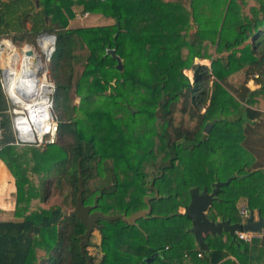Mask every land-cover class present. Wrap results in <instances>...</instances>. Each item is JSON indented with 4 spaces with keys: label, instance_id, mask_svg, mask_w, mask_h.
<instances>
[{
    "label": "trees",
    "instance_id": "obj_1",
    "mask_svg": "<svg viewBox=\"0 0 264 264\" xmlns=\"http://www.w3.org/2000/svg\"><path fill=\"white\" fill-rule=\"evenodd\" d=\"M255 1L243 8L238 0H0V38L56 36L50 69L60 120L55 143L17 144L0 68V159L15 179V216L22 218L0 222V264H183L199 252L210 264L227 258L222 242L200 250L187 207L192 187L210 190L217 179L254 174L237 134L243 122L264 116L255 108H264L257 99H264V0ZM86 12L112 22L69 27ZM243 70L241 84L228 81ZM255 74L259 88L252 90ZM180 102L194 125H176ZM209 120L214 128L205 133ZM183 149L195 161L188 167L206 158L210 172L203 184L193 174L187 192H173L167 172ZM222 152L234 155L230 172L221 169ZM55 190L62 204H51ZM154 191L157 206L146 200ZM95 230L99 260L89 249Z\"/></svg>",
    "mask_w": 264,
    "mask_h": 264
},
{
    "label": "crops",
    "instance_id": "obj_2",
    "mask_svg": "<svg viewBox=\"0 0 264 264\" xmlns=\"http://www.w3.org/2000/svg\"><path fill=\"white\" fill-rule=\"evenodd\" d=\"M253 2L256 1L252 0V5L255 4ZM96 16L98 19H106L100 15ZM253 78L255 76H252L247 84L252 90L259 88V84ZM255 108L264 111V108ZM241 128L240 133L237 134L238 146L247 149L246 160L248 163L245 167L246 170L254 172V174L236 176V179L233 177L228 185L222 187L221 192L218 194L219 199L214 202V216L217 219L229 218L232 222L243 221L239 210L244 206L249 209L250 214H254L255 219H258L259 214L264 216V116L250 124L243 122ZM15 206V179L0 159V222L22 219L15 216ZM145 210H147V214L150 212V208ZM179 211L184 210L180 209ZM140 212L132 215L135 217L133 222L141 215ZM209 235L211 234L205 237L209 249L211 248L210 244L218 245L219 242H222L224 249L229 252L227 258L219 264H264V230L257 233L250 241L240 239L237 233L236 240L229 233H223L221 240L217 236L211 237V239ZM232 239L235 241L236 246H232ZM202 257L194 262H189L185 258L183 264H210Z\"/></svg>",
    "mask_w": 264,
    "mask_h": 264
},
{
    "label": "rangeland",
    "instance_id": "obj_3",
    "mask_svg": "<svg viewBox=\"0 0 264 264\" xmlns=\"http://www.w3.org/2000/svg\"><path fill=\"white\" fill-rule=\"evenodd\" d=\"M251 1L252 0H238V2L243 6V8L250 7L252 5ZM111 22H112V20H108V19H101V18L98 19L97 16L95 14H93V13H89V14L85 13L84 15L77 14V16L74 19H71L70 23H69V27L76 28V27L98 26V25L109 24ZM195 27H196V25H195ZM44 35L43 34L42 35L38 34V35L32 36V35L29 34L28 36H26V38L22 42L16 41L14 39L13 35L2 36V38H0V68L2 70L1 71L2 78H3L4 72H5L6 67H7V58L11 54L10 50L7 49L3 45L4 42L7 41L8 45H10L12 48L15 47V49L13 51L14 53H12V54H14V56L12 58V67L14 69H16V70L20 69V66H21V63H22L21 57L23 55V48H25V46L28 44V45L33 46L35 48L36 52L38 53V55H40V57H42L41 59H42V62L44 64V69H42L40 71V74L38 75L40 83L43 81L42 78L45 79L47 82L48 81L50 82L51 79L53 81V78H52V75H51V69H50V60L47 58V56L42 51V49H41V47L39 45V41ZM49 35H52V34H49ZM3 47H4V49H3ZM106 48L108 50L110 48V46H107ZM111 48H114V47H111ZM213 55L215 56L216 52H213ZM195 63H203V64H206L207 66L211 65V62L209 60H207V59H199V58L195 59ZM83 67H84L83 63L79 64L78 67H77L78 71L82 72L83 71ZM184 73L190 78L191 81H193V76L194 75H193V71L191 69H185ZM4 76H5L6 87H7V92H8V84L10 83L11 78L8 76L7 73H5ZM243 78H244V70L240 71L238 74L230 76L228 81L230 83H232V84H238L240 82L242 83ZM44 84H46V83L44 82ZM41 91H44L45 94H48V91H49L48 86L43 88V89H41ZM41 91H39L37 93V95H35V94L33 95V96H35V98L38 101H41L43 99V98H41L39 100V97H38V94ZM7 92H6V94H7L8 98H9V101H10V103H12V101H13L11 99L12 96H11V94H8L9 92L8 93ZM28 97H31V96L28 95ZM262 98H263L262 96L257 98L258 101H259V105L260 106L264 105V99H262ZM13 99L17 102L16 98H13ZM32 99H30L29 101H26V103L30 104V101ZM18 102L20 103V101H18ZM79 102H80V98L77 97V96H74V103L78 104ZM182 106H183V102H180L177 105H175V113H174V115L176 117V120H175L176 121L175 122L176 125H178V126L179 125H181V126H192V125H194L195 124V120H191L190 119V117H189L190 114L185 113V112H183V113L181 112V107ZM11 108H12L13 117H14L15 116L14 115L15 114L14 113L15 112V106H13V104H11ZM53 112H54V110H53ZM209 122H212V121L209 120ZM226 127L227 126H224V128H226ZM212 128H214V126H212ZM212 128H211V130H212ZM217 133H220V130H217L215 134H217ZM223 152H226V151H223ZM180 153H181V155H183L182 159H179V162L176 163V167L174 168V170H170V171L167 172L168 179L166 180V183H165L167 188H171L173 190L175 189L173 192H177V191L179 192L182 189H183L184 192H187L188 191V187L185 185V179L188 178L189 176L193 177V174H194V177H195V182L198 183V184H203L204 181H206L204 175H208V172H210V167H208V165L205 164L206 163V158H203V160H201L203 162L201 167L200 166L188 167V165L192 166V162L194 161V160H192L191 154H188L186 149L185 150L184 149L181 150ZM205 156L208 157V158H211L209 155L208 156L205 155ZM193 159H197V155H194ZM220 160H221V162L223 164V167L221 169L223 171H225V170L229 169L230 167H232L233 161H234V155H233L232 152L230 154L223 153V154L220 155ZM247 163L248 162H246L245 166L247 165ZM227 172H230V170H227ZM238 176H240V175H238ZM230 178H232V177H229L228 179H230ZM234 178L236 179L237 177H234ZM191 189H190V191H191ZM183 191H182V193H183ZM55 193H56L55 194L56 197L53 198V201L51 202V204H58V203L62 204L63 201H64L63 195L60 194V192H58L57 190H55ZM165 193H167V192H165ZM149 196H150V198H149ZM152 197H159L158 192L154 191L153 195H148L146 197V200L149 202V204H150V202L152 200L151 199ZM155 199L152 200L153 203L156 206L160 205V204H156L157 202H155L156 201ZM189 200L190 199H189L188 195H185L184 197H181L180 199H178L177 202L182 203L181 206H180L181 208L179 207V210L180 209L181 210H185V206L189 202ZM170 202H169L170 205L174 204L173 200H170ZM160 203H162V202H160ZM64 209H65V211L70 212L71 208H70V206L66 205V206H64ZM213 209L215 210V207ZM140 214L141 215H146L147 214V210H145V209L142 210L140 212ZM236 218H237V215H236ZM128 220L130 222H133L135 220V217L134 216H129ZM101 240H102L101 239V234L98 232V230H95L93 232V236H92L93 245L89 249H90V252L97 257L98 260L101 259L102 253H103L102 252V248H101Z\"/></svg>",
    "mask_w": 264,
    "mask_h": 264
},
{
    "label": "water",
    "instance_id": "obj_4",
    "mask_svg": "<svg viewBox=\"0 0 264 264\" xmlns=\"http://www.w3.org/2000/svg\"><path fill=\"white\" fill-rule=\"evenodd\" d=\"M51 36L54 39L49 59L52 57L56 44V36L53 34ZM108 53L117 59V68L122 69V59L117 54L116 49L109 48ZM212 126V122H207L204 126V132L209 133ZM231 180L232 178L226 181L217 179L212 183L210 190L208 187H204L202 190L199 187H193L190 191L191 201L187 207V211L192 220L190 231L194 234L199 248L202 251L209 250V245L205 240L208 234L222 235L223 233H229L236 240V232H261L264 230V216L261 214L258 215V219H255L254 214H250L245 222H232L229 218L217 219L212 214L214 213V202L219 199L218 194L221 192L222 187L228 185Z\"/></svg>",
    "mask_w": 264,
    "mask_h": 264
},
{
    "label": "bare ground",
    "instance_id": "obj_5",
    "mask_svg": "<svg viewBox=\"0 0 264 264\" xmlns=\"http://www.w3.org/2000/svg\"><path fill=\"white\" fill-rule=\"evenodd\" d=\"M53 39L54 38L51 35H44L39 41V45L48 59L50 51L53 47ZM3 45L7 49H9L11 53L10 56H8L7 58V67L4 72V75L5 73H7L8 76L11 78V81L8 84V92L9 94H11L12 99L16 98L17 100L16 102L13 99L14 104L16 106V115L20 116L22 112L26 111L40 112L43 116H45L46 114L50 115V108L48 105V94L50 91V86L45 79L42 78V80L46 84H44L43 81L40 83V80L38 78L40 71L44 69V64L41 59L42 57L38 55L33 46L27 44L25 48H23V55L21 57L22 63L20 69L16 70L12 67V58L14 56V54L12 53H14L13 51L15 47L12 48L10 45L7 44V41L4 42ZM46 85L49 88L48 94H45L44 91H41V89L47 87ZM39 91H41L38 94L39 100L43 98L41 101H38L35 96H33L34 94L37 95ZM28 95L31 97H28ZM30 99H32L30 101V104L26 103V101H29ZM18 101H20V103ZM20 118L31 122L30 117L25 118L24 116H20ZM34 122L38 124V121L34 120Z\"/></svg>",
    "mask_w": 264,
    "mask_h": 264
},
{
    "label": "built area",
    "instance_id": "obj_6",
    "mask_svg": "<svg viewBox=\"0 0 264 264\" xmlns=\"http://www.w3.org/2000/svg\"><path fill=\"white\" fill-rule=\"evenodd\" d=\"M4 49V47H3ZM50 60V59H49ZM255 77H258V74H255ZM50 91L48 94V105L50 108V115L43 116L40 112H22L20 116H24L25 118L30 117L31 122L27 120H23L20 116H17L16 113L13 117V127L16 133V143L21 145H43L55 143L58 136L59 131V117L53 112L54 110V94L56 90V86L54 82H49ZM1 84L4 91L7 92V88L5 85V77L1 76ZM6 88V89H5ZM8 93V92H7ZM9 94V93H8ZM12 99V97H11ZM13 100V99H12ZM13 106H15L14 101H12ZM16 110V106H15ZM12 111V108H11ZM13 115V111H12ZM42 116V117H41ZM34 120L38 121V124L34 122ZM214 210V209H213ZM240 215L243 218L242 222H245L247 217L250 216L249 209L247 207H242L239 210ZM237 236L240 239H244L246 241H250L257 233L259 232H236ZM199 257H202V252L198 253Z\"/></svg>",
    "mask_w": 264,
    "mask_h": 264
}]
</instances>
